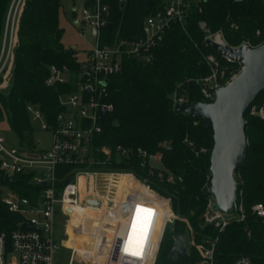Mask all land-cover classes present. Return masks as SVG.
<instances>
[{"label": "trees", "instance_id": "16d2710c", "mask_svg": "<svg viewBox=\"0 0 264 264\" xmlns=\"http://www.w3.org/2000/svg\"><path fill=\"white\" fill-rule=\"evenodd\" d=\"M107 5V25L100 31V43L112 44L117 39L131 40L141 36L145 18L157 10L163 0H100ZM10 0H0V46L6 10ZM93 0L84 1L91 6ZM59 0H25L17 26V44L13 51L10 85L0 92V115L17 137V145L34 146L33 124L26 106L38 108L47 124L53 125L62 108L59 97L74 90L72 84L47 86L49 67L78 70L75 48L65 47L58 24ZM204 21L211 33L221 31L227 44L236 47L249 42L256 47L264 42V2L262 0H201L191 8L183 26L172 23L153 50V59L142 62L131 57L122 61L120 73L110 77L106 102L113 110L99 121L100 132L93 138L95 148L120 146L130 150L118 158L113 154L105 169L130 172L159 195L170 199L173 213L188 222L196 242L202 236L216 235L202 222L209 186V156L213 145L212 130L203 128L200 120L173 109L172 95L186 103L203 102L195 79L207 76L209 67L204 57L220 55L204 39L198 22ZM258 32V35H257ZM224 64L236 67V62ZM251 105L264 107V90ZM244 132L247 147L242 163L235 172L237 191L246 218L230 221L218 236L214 264H231L234 258L245 255L252 264H264V222L251 214L256 203L264 204V120L244 113ZM194 122L196 124H194ZM193 143L188 146L184 140ZM205 148V153L198 152ZM142 149L160 154V163L152 164L136 154ZM197 152V154H196ZM68 167L57 169L58 178ZM163 174L159 177L158 174ZM167 174L175 181L168 183ZM30 176L17 174L13 182H5L0 170V235L8 240L18 227L21 217L8 211L1 202L3 187L18 195L34 198L40 189L29 183ZM66 178L60 185L64 184ZM250 232V236H247ZM186 233V223L174 220L162 235L154 264H196L200 257L190 249L177 261L167 259L173 237Z\"/></svg>", "mask_w": 264, "mask_h": 264}, {"label": "built area", "instance_id": "2783aa9c", "mask_svg": "<svg viewBox=\"0 0 264 264\" xmlns=\"http://www.w3.org/2000/svg\"><path fill=\"white\" fill-rule=\"evenodd\" d=\"M24 2L10 0L6 10L0 46V92L10 85L18 20ZM200 2L163 0L161 6L142 22L140 37L117 39L109 45L100 43V31L107 25L108 6L100 0H93L91 6L83 4L81 12L74 16V23L81 31L86 26L95 30L94 36L91 31L95 46L78 60V70L52 65L45 80L47 86L70 82L74 90L59 97L62 110L53 125L46 123L38 108L26 106L32 124L39 122L40 128L51 134L50 148L37 151L35 143L31 149L10 146L0 135V170L3 176L14 179L17 174H27L30 176L29 183L40 187L34 198L22 197L6 186L2 188L1 202L8 211L18 214L21 220L8 240L0 235V264H62L54 256L61 251L68 252L64 264H154L163 232L176 219L186 223L190 244L189 247L185 245V253L194 249L200 257L196 264H214L219 234L225 231L230 221L243 222L246 218L241 191H237L236 205L228 214L215 209L212 197L207 196L201 218L203 224L210 226L216 235H204L200 242H196L188 222L173 213L170 199L153 191L130 172L105 169L113 154L118 158L128 155L130 150L120 146L114 150L95 148L93 144L95 134L100 132V111L105 109L107 114L113 110L112 104L106 102L107 86L110 77L120 73L123 59L131 57L150 62L154 48L171 24L183 26L190 9ZM198 27L204 33L203 40L207 44L213 42L219 47L229 46L221 31L211 33L204 21H199ZM243 44L254 47L249 42H243L232 48ZM219 55L220 58L206 55L204 61L209 67V74L194 80L199 85L203 102H212L216 90L231 82L242 69L238 61L228 55ZM223 61L236 62L240 68L237 72L231 71ZM172 102L173 106L178 102L186 103L175 93ZM247 109L249 115L264 120L263 106L250 105ZM184 142L190 147L193 145L186 139ZM198 152L205 153L206 149L201 148ZM136 154L152 164L160 163V154H149L142 149H137ZM60 167H68V170L59 179L57 169ZM158 176L163 177L162 172ZM66 178L68 180L60 185ZM238 178L234 173L236 183ZM165 179L168 183L175 181L172 174H167ZM137 206L154 212L141 256H133L124 250ZM250 212L264 222V204L252 205ZM76 217L80 221L69 228L71 220ZM85 219L87 229L82 227ZM23 224L29 227L22 229ZM87 231L94 236L93 247L79 245V248L73 243V237ZM231 264L252 262L250 257L241 255L234 258Z\"/></svg>", "mask_w": 264, "mask_h": 264}, {"label": "water", "instance_id": "95a60500", "mask_svg": "<svg viewBox=\"0 0 264 264\" xmlns=\"http://www.w3.org/2000/svg\"><path fill=\"white\" fill-rule=\"evenodd\" d=\"M123 4L124 1L121 0L120 8ZM109 27L108 24L107 28ZM94 34L95 30L92 31L93 36ZM209 44L218 54L228 55L238 61L242 66L241 71L231 82L216 90L212 102H178L173 109L200 120L203 128H211L213 145L209 156L210 179L204 196H211L215 209L228 214L236 205L237 183L234 173L242 163L247 147L244 113L256 96L264 90V42L253 48L246 44L237 48L219 47L213 42ZM105 111H100L99 118L103 117ZM4 181L13 182L14 179L4 176ZM28 227L25 224L21 226L22 229ZM185 251L184 236L177 234L173 237L167 259L177 261Z\"/></svg>", "mask_w": 264, "mask_h": 264}, {"label": "rangeland", "instance_id": "374dc122", "mask_svg": "<svg viewBox=\"0 0 264 264\" xmlns=\"http://www.w3.org/2000/svg\"><path fill=\"white\" fill-rule=\"evenodd\" d=\"M84 1L86 0H59V15H58V24L62 29L61 41L65 47H75V53L78 60L84 58L87 51L91 50L95 46L94 39L91 35V27L86 26L83 31H81L74 23V16L78 15L82 8ZM258 35V34H257ZM228 69L234 72H237L240 68L238 64L236 67L232 68L227 65ZM33 141L35 143V149L37 151H45L48 150L51 146V134L48 131L42 130L40 128L39 122L33 123ZM0 135L4 138L6 143L10 146L17 145V137L10 130L6 119L4 116L0 115ZM179 218V217H178ZM181 219V218H179ZM133 220V219H132ZM177 220V219H176ZM80 219L77 218L71 220L69 228H71L74 224L78 223ZM87 221L82 222V227L87 229ZM131 229V225L129 231ZM85 232V234H87ZM185 245L189 247L190 239L188 235L185 233ZM128 239V238H127ZM68 252L61 251L58 255L55 254V258H57L62 264L65 263ZM64 262V263H63Z\"/></svg>", "mask_w": 264, "mask_h": 264}, {"label": "snow or ice", "instance_id": "6c2138e0", "mask_svg": "<svg viewBox=\"0 0 264 264\" xmlns=\"http://www.w3.org/2000/svg\"><path fill=\"white\" fill-rule=\"evenodd\" d=\"M153 215L154 212L152 209L137 206L128 234L126 247L124 248L131 255L141 256L143 254Z\"/></svg>", "mask_w": 264, "mask_h": 264}, {"label": "bare ground", "instance_id": "6f19581e", "mask_svg": "<svg viewBox=\"0 0 264 264\" xmlns=\"http://www.w3.org/2000/svg\"><path fill=\"white\" fill-rule=\"evenodd\" d=\"M77 220H78V218H77ZM85 220H87V219H85ZM128 234H129V231H128ZM73 238H74L73 243L77 246L81 245L82 247H84V246L85 247H89V246L93 247L94 236H91V234H83V233L77 234ZM79 248H81V247L79 246Z\"/></svg>", "mask_w": 264, "mask_h": 264}]
</instances>
